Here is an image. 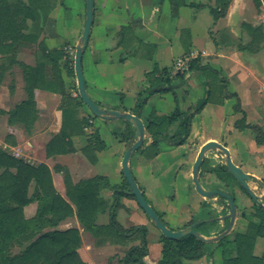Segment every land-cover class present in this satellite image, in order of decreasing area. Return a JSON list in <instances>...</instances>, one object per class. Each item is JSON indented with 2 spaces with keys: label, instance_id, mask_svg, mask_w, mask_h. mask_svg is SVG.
Wrapping results in <instances>:
<instances>
[{
  "label": "crops",
  "instance_id": "1",
  "mask_svg": "<svg viewBox=\"0 0 264 264\" xmlns=\"http://www.w3.org/2000/svg\"><path fill=\"white\" fill-rule=\"evenodd\" d=\"M164 1L161 0L159 4V0H93V21L88 43L82 56V72L86 91L95 103L100 107L128 111L134 114L133 109L138 98L145 96L146 89L150 85L147 73L152 71L161 73L166 69L165 71L174 76L176 74L173 66L174 61L178 57L191 52H197L199 54L198 57L201 60V64L209 65L218 73L225 71L228 78L221 77L224 81L235 76L242 83L249 77H252L259 85L264 84L263 79L257 78L261 67L264 71V55L261 51L256 49V51H249L247 48L243 49L241 46L235 50L229 49L223 43L224 34H228L230 38H236L234 34H236V30L238 29L237 24H241L245 20L243 19V5L249 3L251 0H231L225 16L213 20V24L217 27L218 32L216 35L211 34L210 37L208 36L209 39L211 38L212 52L208 50V30L200 47L189 46L183 49V51H180V46L175 49L173 48V42L167 31V23L169 22L166 18L170 16L167 13L168 10H163V5L161 6V3ZM185 1L193 5L181 7L175 18L170 17V21L175 23V30L172 35L174 39H178V34L186 31L188 41L192 42L195 35L194 24L191 20V14L189 16L190 18L188 17L185 21L182 19L183 9H196L197 7H203L205 5L215 7L216 1ZM195 4L199 5L196 6ZM53 11L55 14L54 20L62 22L67 16L73 15L75 18L73 21L75 25L73 30L76 32L78 25L81 23L83 29L85 21V0H56ZM257 19L259 20L260 17ZM238 36H241V34L239 33ZM50 38L51 36L49 35L48 38L43 39L44 41H40L39 39L42 45L46 47V53L47 51H54L55 49L56 44ZM34 43L23 42L17 49L15 57L10 52L6 54L0 53V146L12 156L22 159L29 164L37 165L44 163L47 165L51 170L54 188L75 210L74 205L66 195L63 170L69 173L70 181L73 184L96 175L107 177L112 186L121 184L123 180H117L119 179L118 176L111 177L106 173L100 174L99 172H95L99 164L100 153L106 147V143L101 138L98 130H93L92 132L98 131L105 147L101 151L95 152L96 160L93 163L90 162L81 150L87 144L88 136L86 132L72 135L71 141L73 149L71 152L52 156L46 155V144L61 128L62 95L56 90V83L51 70L49 57L43 49L34 48ZM30 44L33 48L27 46ZM166 47H168V53L164 54L163 50ZM32 49L35 52L37 51L36 56L31 54L30 50ZM170 57H172L171 65L169 67L165 66V63ZM212 57H214L213 65L216 68L211 65L210 61H212ZM37 62H40L42 68L35 75L34 107L32 111L27 113V117L21 114L20 120L10 118L11 111L15 105L26 99L23 65L34 67ZM60 65H62L61 62ZM263 71L261 72L263 73ZM60 72L65 84V90L70 95L75 96L77 90L75 75L73 77L70 74H66L62 68ZM192 72L194 74V71H188L184 74L182 80H190L193 76ZM200 83L204 87L203 79L200 80ZM259 94H261L262 100L264 101L263 93ZM158 95L156 93L147 98L140 112L141 119L154 113V110L151 111L148 105ZM226 101L227 99L225 103ZM180 109L185 111L183 106ZM82 115L88 116L81 106L78 116ZM91 119L92 123H94L93 118ZM99 122L107 125L109 129L113 128V130L117 126L114 122H120L118 123V129L121 130L120 133L125 128V124L121 120H103L99 118ZM114 134L116 136L119 135L117 133ZM192 135L188 137L185 144L171 146L168 150L164 151H168L171 155L170 159L173 157L182 159L177 164V160L170 159L165 160L166 163L160 162L159 159L163 154L162 149L155 157L150 159L146 158L142 153L136 152L132 155L129 160V167L144 197L145 193H151L155 184L158 193L167 185L171 190V193L168 195L173 196L174 193L178 192L179 195L183 194L186 198L189 197V202L182 203L181 209L177 211H189L190 202L195 199L194 197L205 200V198L198 195L194 190L191 168L198 149L203 143L211 140L221 143L223 141L217 136H201L202 140L197 144L192 141L194 140L195 133L193 132ZM150 141L151 139L146 135L143 146H146ZM119 144L122 145L120 148L121 159L127 146L123 141H120ZM249 147L254 152L264 153V144L258 145L254 139ZM213 152L217 151H208L203 161H207L208 154H212ZM179 154L182 158H179ZM191 154H193V157L191 162L188 163ZM215 154L213 153V155ZM187 163L188 165H186ZM59 168L62 170H58ZM142 169L146 171V174L148 173V177L140 176L141 180H138L135 173L140 174ZM246 173L248 175L251 174L249 172ZM199 178H201L200 173ZM152 181L154 182L153 184H151ZM99 196L105 202V212L97 214L96 224L106 225L109 220V207L113 202L112 190L110 188L103 189ZM172 198L175 199L174 196ZM145 199L147 200L146 197ZM147 202L151 205L148 200ZM121 203L123 206L117 210L116 219L118 217V211L124 208L126 211H130L128 212V219L130 218V221L133 222V224L127 222V224L123 225L117 220L123 227L141 224L148 225L150 223L154 225L150 218L147 219V215L138 212L143 210L139 207L135 199L123 197ZM151 206L153 207V205ZM36 209L37 204L35 202L27 205L24 208L25 215L27 217L33 215ZM158 212L161 213L162 219L163 217L165 218L163 214V212H166L165 210ZM185 220L188 221L186 218L179 219L176 228L172 229L178 230L184 228L187 222ZM59 228H76L79 231L81 244L77 251L84 264H125L120 262V260L124 257L127 246L112 244L107 240H102L99 244L96 243L95 238L89 232L83 230L75 216L63 220ZM149 231L148 253L144 256L143 261L145 264H157L161 257L160 233L158 235L151 230ZM200 232L204 234L202 230Z\"/></svg>",
  "mask_w": 264,
  "mask_h": 264
},
{
  "label": "trees",
  "instance_id": "2",
  "mask_svg": "<svg viewBox=\"0 0 264 264\" xmlns=\"http://www.w3.org/2000/svg\"><path fill=\"white\" fill-rule=\"evenodd\" d=\"M168 1L171 16L174 17L178 15L181 7L193 5L186 3L185 0ZM215 1L216 5L210 8V12L213 19L217 20L225 16L231 0ZM160 2L161 0H159V4ZM253 2L261 12L264 0H253ZM55 4L56 0H0V53L10 52L15 57L17 49L23 42L34 41L36 39L34 28L39 27L38 24L42 22L41 18L46 17ZM247 29L251 39L246 48L253 51L254 46L264 42V28L260 24L256 27L248 26ZM39 48L43 49L49 57L56 90L62 95L61 128L46 144V155L66 154L73 149L72 135L84 133V130L91 125L88 119L95 118V116L92 113L88 116H78L80 107L85 104L81 101L77 90L75 96L65 90L60 70L62 68L66 74L74 77L73 60L65 59L60 65L65 54L62 50L47 51L46 53V47L41 42ZM23 68L26 99L15 105L10 114V118L17 120H20L21 114L27 117V113L34 107L35 75L42 66L40 62H37L34 67L23 65ZM165 70L161 73H157V71L147 73L150 85L146 89L145 96L138 98L133 109L135 115L141 118L140 112L147 98L153 94L170 90L172 80H182L188 71L199 70L205 74V78H203L204 96L195 106L185 111L177 106L169 114L151 113L142 119L146 135L151 141L146 146L142 145L136 152L142 153L148 159L155 157L160 152L162 143H166L170 147L185 144L190 136L193 116L213 97L216 96L214 98L216 103H223L224 97L236 96L235 93H228L224 94L223 98L216 99L218 94L222 95L223 85L221 83L224 80L215 69L209 65L201 64L199 57L191 60L188 70L183 73L178 72L172 76ZM235 109H240L239 104H236ZM242 112L243 116L234 124L236 129H250L256 144H264V128L246 122V114L244 111ZM121 121L125 124V128L120 133V141L125 142L128 148L136 140L135 129L127 121ZM172 126L175 128L169 132ZM87 136V144L81 150L93 163L96 160L95 152L104 149L105 144L100 139L98 131L91 132ZM223 158L225 160V157ZM205 162L203 161L201 170L199 169L200 175L204 174ZM225 162L208 167L205 171L211 173L219 183L224 184L223 188L220 186L214 188L225 191L235 200L232 182L241 189L244 190V188L230 174ZM63 173L66 195L75 210L54 188L51 170L47 165L44 163L29 164L12 156L0 146V264H84L77 251L81 244L79 231L76 228H59L61 222L71 216L78 219L83 230L89 232L95 238L96 243L99 244L102 240H107L112 244L127 246L125 255L120 262L145 264L143 258L148 253L147 227L143 224L123 227L116 219L117 210L123 206L121 199L123 197L135 199L125 178L121 184L114 186L110 185L107 177L101 175L73 184L70 181L69 173L66 170H63ZM249 178L251 180L253 177L249 175ZM258 183L263 182L259 181ZM109 188L113 195V202L108 212L109 220L106 225H97V214L105 212V202L99 194L103 189ZM213 198L224 202V207L228 209L223 197L214 195ZM33 202L37 204V209L33 215L27 217L24 208ZM206 206H210V203H206ZM218 206L220 207V204ZM254 206V210L250 213L251 219L245 229L235 232L232 240H229L227 235L216 243L215 250L208 252L211 256L215 251L219 252L221 264L263 263L264 252L261 256H256L253 250L256 240L264 238V210L260 205L254 204ZM156 213L163 221L161 213L158 211ZM195 219L203 218L197 216ZM225 228L226 225L217 233ZM13 243L21 248L14 254L10 252ZM160 243L161 257L157 264H182L183 259H198L206 252L205 242L191 235L179 239H168L160 233ZM229 244H232V247ZM211 262L210 264H212Z\"/></svg>",
  "mask_w": 264,
  "mask_h": 264
},
{
  "label": "rangeland",
  "instance_id": "3",
  "mask_svg": "<svg viewBox=\"0 0 264 264\" xmlns=\"http://www.w3.org/2000/svg\"><path fill=\"white\" fill-rule=\"evenodd\" d=\"M163 5V10H168V15L171 18H175L174 16H171V9L170 4L168 0H165L163 3H161V6ZM211 6L205 5L203 7H197L196 9H189L185 8L182 12V19L185 21V19H188V17L191 14V20L194 24L195 28V35L192 42L188 41V34L186 31L181 32L178 34V39H174L173 32L175 30V23L170 21V17L166 18L169 23H167V31L170 34L171 40L173 42V48H178L180 46V51H183L186 47L189 46H196L200 47L202 44V40L206 37L207 33V39L209 43L208 50L212 52V43L208 36L210 37L212 35H216L218 30L217 27L213 24V17L210 12ZM54 9V8H53ZM53 9L49 12V14L46 17H42L39 25V27L36 29L34 28V35L36 36V39L32 42L34 43V48H39V42L42 41L44 38H48L49 35L51 36V41L54 42L55 49L56 50H62L65 54L63 59L61 60V64L64 62L65 59H72L74 57L75 52V46L80 43V36L82 34V23L78 25L77 31L75 32L73 30L74 28V16H67L62 22H59L57 20H54L55 14ZM263 13H260L259 9L255 6L253 0H251L249 3H246L243 5V20L241 24H237L238 29L236 30V38H230L228 34H224V41L223 43L226 44L227 48L236 49L237 47L241 46L244 48L247 47L248 42L250 41L251 37L249 34V31L247 29L248 26L250 27H256L257 25L262 24L264 28V8L262 9ZM260 17L258 20L257 18ZM190 18V17H189ZM248 25V26H247ZM208 29H207V28ZM73 30V31H72ZM210 30V32H209ZM220 33V32H219ZM241 34V36H238V34ZM56 34V36H54ZM244 36L243 38H241ZM219 37V36H218ZM40 39V41H39ZM39 41V42H38ZM44 41V40H43ZM30 48H33V46L27 45ZM71 48L73 51V54L66 53L67 49ZM256 49L258 51H261V53L264 55V42H261L257 46H254L253 50ZM34 49L30 50L31 54H34L36 56L37 51L35 52ZM249 50V49H247ZM255 50V51H256ZM163 53H168V47H166L165 50H163ZM171 58L165 63V66L171 65ZM214 57H212L211 65H213ZM174 66V65H173ZM216 68V67H215ZM259 68V67H258ZM262 67L260 71L258 72L257 78L264 80V71L261 72ZM193 74V72H192ZM220 77H226L227 73L221 72L219 73ZM205 74L201 73L199 70H195L192 78L188 81L186 80H180V79H174L172 80L170 86L171 89L167 90L165 92L158 93L159 95L153 99L152 102L149 103L148 108L152 111L154 110L155 114H169L174 111V109L178 106L179 108H182L184 110H187L193 106H195L204 96V87L200 83V80H202ZM151 77V75H150ZM222 86V95L218 94L216 99H220L224 97V94H228L231 92H235L236 96H230V97H224L223 103H216L214 101L213 97L208 103L205 104V106L196 113L192 120H191V135L194 132V142L197 144L201 142L202 137L207 136H217L219 137L223 143L231 153L232 161L240 166V168L244 172L251 173L250 176L253 177L251 180L248 181L249 187L257 194V195H263L264 194V188L260 189L258 182L263 181L264 182V153H258L254 152V150H250V145L253 141V132L245 128L243 130H238L235 127V122L240 119L243 116V112L246 114V122L251 124H257L260 125L262 128H264V101L262 100V96L259 93H263V99H264V84L259 85V83L254 80L252 77H249L247 80L243 81L242 83L238 81L237 77L229 78L228 80L221 83ZM204 85V84H203ZM260 86V87H259ZM259 87V92H258ZM131 96V94H130ZM227 99L226 103L225 100ZM184 103V105H183ZM191 103V104H190ZM236 104H239L238 110L235 109ZM82 108L85 110V113L88 115L91 113L87 111L88 107L82 106ZM84 113V111H83ZM82 114V113H81ZM91 120V125H89L84 132L91 133L93 130H98L101 134V138L106 143V147L103 151L100 153L99 157V164L97 168L95 169V172H99L100 174L106 173L109 176H118L119 179L117 180H123L124 176L122 174L121 169V160L120 159V148L122 145L119 144V138H120V131L118 129L120 122H114L117 126H115L114 130L109 129L107 125L102 124L99 122V118L95 117L93 118L94 123H92V119L89 118L88 121ZM114 124V125H115ZM175 128V126H172L170 129V132ZM222 128V130H221ZM231 131V132H230ZM117 133L119 135H115L114 133ZM190 135V136H191ZM193 136V135H192ZM100 137V136H99ZM221 143V142H220ZM170 146H168L166 143H162L161 149L163 150V154L161 158L159 159L160 162L166 163L165 160L170 159V154L168 151L164 152L165 150H168ZM213 153H216L213 155ZM212 154L209 153L207 157V161L205 162V165L203 166L204 175H200V181L205 188L212 189L214 187H224V184H221L217 181V179L211 174L205 171L208 167H211L213 165L223 164L225 162L223 156L220 154V152H213ZM137 155V154H136ZM135 155V156H136ZM193 157V154L189 156L188 163L191 162ZM179 158H182V156L179 154ZM120 162L118 163V161ZM158 160V161H159ZM170 160H177L176 164L181 161L182 159H177L176 157H173ZM188 163L186 165H188ZM120 167V170H119ZM176 167V166H175ZM201 168V167H200ZM201 170V169H200ZM253 174V175H252ZM138 180H141L140 176H146L148 177V173L146 174V171L144 169L141 170L140 174L135 173ZM113 180V178H111ZM154 182L152 181L151 184ZM233 192L235 196V204L237 207V215L236 220L233 225L232 231L228 234L229 240L233 239V236L235 232L237 231H243L246 227V224L251 219V212L254 210L255 206L253 203V199L248 195L247 192H245L241 187H239L236 183L232 182ZM177 189V188H176ZM170 187L166 185V187L161 190L160 193H158V189H156L155 184L154 187L150 192L145 193V197L147 200L153 205V208L155 211H162L165 210L166 212H163L165 215V218L163 217L164 223L169 228H176V224H178L179 219H188L185 223L189 224L191 217L200 216L203 219L206 218H215L212 216H222L225 213H227V209L224 207V202H220V200H215V203H211V206L209 208H214L217 206L216 209H212L213 211H195L197 207L200 208H206L209 209L208 206H206V203L208 200H200L198 197H194V200H191L190 204V210L189 211H177L181 209L182 203H186L188 201V198L184 196L183 194H178V192L174 193L173 196L175 199H173V196L168 195L171 193ZM168 192V193H167ZM161 199L159 200V198ZM174 200V201H173ZM189 202V201H188ZM199 204V205H198ZM220 204V207L218 206ZM141 210V209H140ZM210 210V209H209ZM124 208L120 209L118 211V217L117 220L121 222V224H133V222L130 221L129 214ZM140 213H144L143 211H138ZM144 215H146L144 213ZM149 219V217L147 218ZM129 220V221H128ZM148 221V220H147ZM202 225L199 227L200 230L202 229V232L207 236H212V234L220 231L222 228L227 226L228 220L219 221L216 220L214 222H208V223H201ZM131 226V225H130ZM147 227V234H146V240L147 245L148 241L150 239L149 230L153 231V233L159 235V230L153 225L148 224L145 225ZM182 226V225H181ZM129 227V226H128ZM216 243H205L204 249L206 250L205 254L202 255L198 259H183L182 264H210L212 260V264H221V255L219 252L215 251V253L211 256L208 254L209 251L216 249ZM230 247H232V244H229ZM21 248L16 244L13 243L10 249L11 253H17L20 251ZM264 252V238H258L256 240L253 253L256 256H261Z\"/></svg>",
  "mask_w": 264,
  "mask_h": 264
},
{
  "label": "water",
  "instance_id": "4",
  "mask_svg": "<svg viewBox=\"0 0 264 264\" xmlns=\"http://www.w3.org/2000/svg\"><path fill=\"white\" fill-rule=\"evenodd\" d=\"M93 0H85V21L82 34L80 36V43L75 46V52L73 57V70L76 79V88L77 93L81 101L88 107L90 112L97 118L103 120H124L130 123L134 129L135 141L133 144L126 148L122 160H121V169L122 174L127 181L131 193L134 195L136 202L139 207L144 211V213L153 221L155 227L160 231V233L168 239H179L188 235L195 237L196 239L203 241L205 243H214L218 242L224 237H226L233 229V225L236 220L237 207L234 199L225 191L220 189L205 188L199 178V169L203 163L205 154L208 151H218L223 157H225V163L228 171L234 177V179L244 188L248 195L257 203L262 206L264 210V194L257 195L248 184L250 180L248 173L244 172L238 165H236L231 158L229 149L222 143L211 140L203 143L196 154L195 160L191 168V178L194 186L195 192L206 198L209 203H214V195H219L223 197L228 205L229 211L222 216L215 218H206L196 221L182 229L172 230L169 228L164 221L160 219L154 208L147 202L141 189L139 188L136 180L134 179L131 169L129 167V160L132 155L142 147L146 138V130L143 123V120L135 114H132L128 111H119L111 108L100 107L95 103L88 95L85 87L83 72H82V56L86 45L88 43L92 21H93ZM264 188V186H263ZM228 220L226 228L217 233L216 235L207 236L202 234L200 231L196 230L194 227L199 223H208L214 222L216 220L224 221ZM264 264V258L263 263Z\"/></svg>",
  "mask_w": 264,
  "mask_h": 264
},
{
  "label": "built area",
  "instance_id": "5",
  "mask_svg": "<svg viewBox=\"0 0 264 264\" xmlns=\"http://www.w3.org/2000/svg\"><path fill=\"white\" fill-rule=\"evenodd\" d=\"M66 53L69 54H73V51L71 48L67 49ZM199 56V54L197 52H191L187 55H183L178 57L175 61H174V70L175 73H183L185 71L188 70L189 68V64L190 61L197 58ZM89 122L91 123V120H89Z\"/></svg>",
  "mask_w": 264,
  "mask_h": 264
},
{
  "label": "flooded vegetation",
  "instance_id": "6",
  "mask_svg": "<svg viewBox=\"0 0 264 264\" xmlns=\"http://www.w3.org/2000/svg\"><path fill=\"white\" fill-rule=\"evenodd\" d=\"M262 182H263V181H262ZM258 185H259L260 189H263L264 182H263V183H258ZM207 203H209V202H207ZM253 203L256 204V205H259V204L257 203V201H255V200L253 201ZM213 204H214V203H213ZM198 205H199V204H198ZM199 206H200V205H199ZM199 206L197 207V209H196L195 211H213L212 209H216V208H217V206H215L214 208L211 207V208H212V209H211V208H209V206H208V208L210 209V210H209V209H206V208H200ZM210 206H211V203H210ZM227 211H229V209H227ZM163 221H164V220H163ZM196 221H199V220H196L195 217L193 216L192 219H190V223H189V224H186L185 226H188V225H190V224H192V223H194V222H196ZM200 224H201V223H199L198 225H196V226L194 227V228H195L196 230H198V231H201V230H202V229L200 230V228H199V227H200V226H199ZM185 226H184V227H185Z\"/></svg>",
  "mask_w": 264,
  "mask_h": 264
}]
</instances>
